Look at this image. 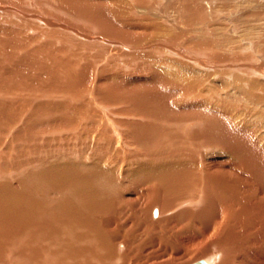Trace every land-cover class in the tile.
<instances>
[{
	"label": "bare ground",
	"instance_id": "1",
	"mask_svg": "<svg viewBox=\"0 0 264 264\" xmlns=\"http://www.w3.org/2000/svg\"><path fill=\"white\" fill-rule=\"evenodd\" d=\"M22 18L0 14V264H258L264 155L222 100L108 62L103 85L75 69L92 51Z\"/></svg>",
	"mask_w": 264,
	"mask_h": 264
},
{
	"label": "rangeland",
	"instance_id": "2",
	"mask_svg": "<svg viewBox=\"0 0 264 264\" xmlns=\"http://www.w3.org/2000/svg\"><path fill=\"white\" fill-rule=\"evenodd\" d=\"M0 14L23 17L56 28L71 40L74 37V51L94 53L77 59L76 71L80 64H93V70L102 72L99 82L103 85L120 81L115 73L103 71L109 63L119 72L130 71L133 80L148 79L160 70L163 75L176 76L175 85L169 87L179 89L181 95L222 100L228 115L259 142L264 155V0H0ZM80 43L91 48L79 49ZM65 56L61 54L59 61L65 62ZM184 81L191 86L186 87ZM21 118L16 119L17 126ZM218 151L213 155L229 156L225 147ZM158 210L154 217H160ZM261 236L251 244L263 243ZM202 259L210 261L199 256L187 258L183 264ZM222 261L223 256L214 263ZM258 264H264L263 257Z\"/></svg>",
	"mask_w": 264,
	"mask_h": 264
},
{
	"label": "water",
	"instance_id": "3",
	"mask_svg": "<svg viewBox=\"0 0 264 264\" xmlns=\"http://www.w3.org/2000/svg\"><path fill=\"white\" fill-rule=\"evenodd\" d=\"M192 264H206V261L202 259V260L194 262Z\"/></svg>",
	"mask_w": 264,
	"mask_h": 264
}]
</instances>
